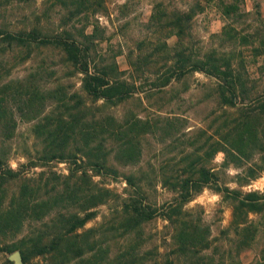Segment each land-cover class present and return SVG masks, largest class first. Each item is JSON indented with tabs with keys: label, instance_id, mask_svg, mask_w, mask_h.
<instances>
[{
	"label": "rangeland",
	"instance_id": "374dc122",
	"mask_svg": "<svg viewBox=\"0 0 264 264\" xmlns=\"http://www.w3.org/2000/svg\"><path fill=\"white\" fill-rule=\"evenodd\" d=\"M96 23V61L105 58L112 66L115 60L128 91L116 104H103L82 90V73L60 46L35 40L12 46L0 43V112L4 114L0 126L6 125L0 127V156L21 170L0 196V245L9 242L12 248L0 252V264H7V258L15 263L10 254L24 247L30 236L46 231L50 236L61 215L92 206L84 195L86 187L105 201L91 207L95 214L79 229L83 234L76 239L81 248L69 251L60 241L55 253L34 256L32 262L264 264V154L249 143L252 132L256 140L264 126V116L250 118L251 127L245 131L249 138L243 144L228 126L249 107L237 112L224 104L212 74L178 66L185 58L221 64L229 60L240 70L246 88L260 87L264 0H91L85 5L77 0H0V28L5 30L39 25L44 36L66 35L67 30L81 38L82 28L89 32ZM245 100L249 105L250 97ZM68 116L75 123L84 122L82 131L104 142L118 169L116 175H93L92 184L87 175L67 176L74 165L70 159L30 166L29 160L40 156L55 127L73 133ZM167 117L174 119L172 130H158ZM79 129L70 137L72 148L84 139L85 134L77 135ZM214 139L247 152L238 156L232 151L226 158L220 148L207 155V166L218 176L220 187L228 190L205 185L182 208L180 216L186 223L177 225L181 230L175 231L161 214L132 225L131 216L125 215L129 187L123 177L130 167L157 176L147 192L150 202L161 205L173 197L168 185L161 183L163 176L187 167L178 163L182 156L209 150ZM128 156L136 162H126ZM75 179L78 186L71 204L61 190ZM21 192L27 201L12 203V196ZM80 252L87 255L73 261ZM90 252L94 256L88 262Z\"/></svg>",
	"mask_w": 264,
	"mask_h": 264
},
{
	"label": "trees",
	"instance_id": "16d2710c",
	"mask_svg": "<svg viewBox=\"0 0 264 264\" xmlns=\"http://www.w3.org/2000/svg\"><path fill=\"white\" fill-rule=\"evenodd\" d=\"M77 1L80 4L85 5L91 0ZM182 14L185 15L184 12ZM86 19L87 23H89V17ZM97 26V23L93 24V28L89 32H86L85 28H82L81 38L73 36V34L67 30H64L66 35L59 34L44 36L39 25H34L30 29H19L15 31L0 28V43L4 42L7 46H12L28 44L35 40L51 42L60 46L71 63L82 73V90L93 97L94 100L102 99L103 104H107L108 102L116 104L127 95L128 91H126V89L124 90L123 86L125 85V79L119 78V70L115 60H112V66L105 61V58H103L102 61H99L100 63L96 61L97 59L95 56L97 55L98 50L95 47L94 41L97 37ZM225 28L226 24H224L223 30H225ZM209 60L210 59H198L190 62V58H185L180 60L178 66L182 70L187 66V69L190 70H201L205 73L212 74L217 79V87L225 99L224 104L235 107L237 112L245 107H249V111H242L235 124H229L228 126L229 131H237L239 140L243 141L244 144L246 143L244 141L249 138V132L245 134V131H247L248 127H251L250 118L260 115L264 116V83L257 88L255 86L252 88H246L244 86L242 74L233 62L228 60L224 64H221ZM248 97H250L249 105L252 104L250 106L247 105L248 103L245 100ZM2 102L3 97L0 95L1 108ZM3 112L5 115L8 114L7 108H4ZM2 116H4V114L0 112V121H3ZM68 117L71 119L70 128L72 129V132L74 133L75 128H80L79 132H76L77 135L78 133H80L81 136L82 134H85L83 141L75 144L76 148H72L70 147V137H72L73 133L67 135L66 132H62L63 130L61 128L55 127L52 138L49 142H46V146L40 152V156H35L36 158L29 160L30 166H44L53 159H70L74 165L68 168L69 173L67 176H69V178H78V175H87L92 184H94L93 175H100L104 172L116 175L118 169L115 164L109 160V157L107 156L109 151H105L104 142L101 139L96 140L94 136L90 137L91 134H89L88 131L83 132L81 127L84 122L75 123L76 119L72 116ZM4 120H6V118H4ZM65 123V125H67L68 120H66ZM173 125L174 119L167 117L166 121L157 125V129L170 131L172 130ZM2 126H5L6 128L4 123H2ZM255 134L256 132H252L251 136L253 142L249 143L252 145L251 147L256 146L262 150L260 155L264 154V126L262 125L258 129L256 140ZM214 140V142L208 143L209 150L205 149L203 152L190 151L187 152L185 156H182L178 163H181L183 167H187L182 168V170L177 171L174 174L172 173L167 176L164 175L163 179L160 177V179H162L161 183L168 185L173 194V197L169 201L162 203L161 205H156L153 202H150L147 192V189H149L148 185L152 184V179L154 180L157 176L152 177L150 173H148V169L140 167L135 169L130 167L131 170L128 171V173H125L123 177L129 187L128 196L125 198V201L128 200L125 205V215L131 216L132 225H138L142 220H150L156 215L161 214L163 218L168 219L174 224L175 231L181 230L186 223V220H182V216H180L182 208L185 203L191 200L205 185L212 183L216 185V189L219 192L224 189L228 190L227 187H220L218 184V176L207 166L206 160L210 157L207 155L212 154V152L217 151L220 148L226 153V158L228 154H232V151L238 152V156H247V152L245 149L242 150L239 146L237 147L234 144H228L226 141L222 142L223 140ZM74 142L75 141H72V143ZM124 145V148L130 150H133L134 148L127 144ZM205 145L206 143L201 147H204ZM126 162L135 163L136 160H134V156H128ZM150 165L152 166V163ZM45 171V169H42L40 170V173L43 174ZM154 174L155 173H153V175ZM20 175V168L11 167L7 163V160L0 156V196L3 195L5 186H7L11 180ZM25 186H29V184H24L23 187ZM77 186L78 182L75 179L61 190L71 204ZM84 191L86 200L89 201L92 206L88 205L83 207V212L70 211L61 215L62 217L58 220L59 223L55 224L57 229L52 231L50 236L46 231L44 233L30 236L28 240H25L23 242L24 247L20 249L23 264H38L37 262H32L31 259L38 255H52L55 253V250L59 248L60 241H63L68 246L69 251H78L81 248L79 240L76 239L83 234L79 232V229L82 228L95 214L96 210L91 209V207L105 201L100 197L99 192H96V190L91 187H86ZM108 191H110V189H108ZM12 198L15 199L12 200V203L14 201V203L19 205L27 201L26 196L22 192L17 195L14 194ZM239 201L243 202L241 199H239ZM7 208L10 209L9 206H7ZM179 224L182 227H177ZM196 228H199V226H196ZM8 244L9 242H5L0 245V252L12 251V248L8 246ZM83 253L84 252H80V254L73 256V261H76L78 258L81 259L87 255V252L85 254ZM91 253L92 252H90V254ZM93 256L94 253L88 257L90 258V260L88 259V262H91ZM6 260L7 264H16L9 258ZM91 264L96 263L93 262Z\"/></svg>",
	"mask_w": 264,
	"mask_h": 264
},
{
	"label": "water",
	"instance_id": "95a60500",
	"mask_svg": "<svg viewBox=\"0 0 264 264\" xmlns=\"http://www.w3.org/2000/svg\"><path fill=\"white\" fill-rule=\"evenodd\" d=\"M10 258H12L16 264H23L22 254H21L20 250H14L10 254Z\"/></svg>",
	"mask_w": 264,
	"mask_h": 264
}]
</instances>
